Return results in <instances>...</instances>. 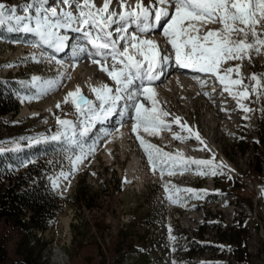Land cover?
<instances>
[{
  "label": "rangeland",
  "instance_id": "obj_1",
  "mask_svg": "<svg viewBox=\"0 0 264 264\" xmlns=\"http://www.w3.org/2000/svg\"><path fill=\"white\" fill-rule=\"evenodd\" d=\"M0 2L18 6V11L25 7V0ZM53 2L49 0L50 4ZM147 2L149 0H145ZM115 3L119 4V0H114ZM19 14L23 15V12L19 11ZM11 26H0V81L5 94H12L13 100L19 101L20 110L15 115L13 112L0 117V163H4L13 175L26 169L29 162L41 165L43 172L49 171L47 178L50 185L56 187L53 189L59 205L56 220L42 235L31 227L16 228L0 217V243L6 245L12 262L22 261L24 254L32 249L34 258L43 253V264H264V82L256 92H251L255 82L249 79L252 74L264 77V50L260 55L253 54L250 61L232 62L243 65L242 74L250 88V99L248 102L242 99L239 103H250L249 112H244L237 100L230 98L225 100V108H222L220 97L212 90L213 81L207 77L203 79L206 81L203 88L209 91L208 96L192 95L189 103L178 100V94L170 91L165 93V98L160 94L157 96L160 106L181 115L182 122L198 131L207 148L213 149L204 150V145L194 135L188 138L191 134L173 124L174 131L180 129L179 133H183L185 139L200 146V154L193 153L190 157L214 158V164L222 165L217 170L223 173L207 175L203 180L199 176L193 187L187 186V182H175L180 188L198 192L191 198L184 197L185 206L163 205L158 199V185L151 181L143 186L125 182L128 165L134 156L132 149L133 153L138 151L144 166L148 165L143 148L132 132L131 149L126 155L121 154L119 143H115L112 163L106 161L102 146L88 156L82 169L73 166L82 150L86 152L95 142L98 145L105 141L103 128L106 127H99L93 135V129H90L80 143L83 122L80 112L71 104V98L53 113L49 109L52 99L37 98L34 77L41 75L44 81L58 80L61 73L56 71L58 67L49 69L51 63L44 59L24 61L21 56L11 57L18 51L19 43L36 40L19 25L12 23ZM118 26L120 24L113 25L110 30ZM129 32L133 30L129 28ZM79 42V38H73L70 56L75 54L74 48ZM24 52L26 56L31 54L28 49ZM167 67L169 77L177 73L174 62ZM68 89L64 90L65 95ZM144 102L150 106V102ZM26 108L31 112L23 114ZM218 108L224 114L216 115ZM133 115L131 102L125 100L110 128L115 131L118 126L131 125ZM58 118L74 122L75 140H70L72 135H66V126L60 125ZM227 119L232 124H223ZM162 134L165 135V131ZM57 135L60 140L51 139ZM142 135L169 151L163 147L164 139L167 141L163 135ZM33 141L38 143L25 151L12 150L13 146H25ZM169 142L170 149L178 148L174 142ZM177 151L169 152L175 154ZM226 162L233 165L234 171L228 169ZM191 167L198 169L195 165ZM61 181L66 185L61 187ZM33 182H37L35 175L30 179V184ZM128 217L133 223H126ZM64 218H70L69 229ZM168 229H174L170 236ZM196 243L203 250L192 253L190 248ZM214 248L220 250L214 251Z\"/></svg>",
  "mask_w": 264,
  "mask_h": 264
},
{
  "label": "snow or ice",
  "instance_id": "obj_2",
  "mask_svg": "<svg viewBox=\"0 0 264 264\" xmlns=\"http://www.w3.org/2000/svg\"><path fill=\"white\" fill-rule=\"evenodd\" d=\"M113 3L114 0H102L101 4L95 0H55L53 4L49 0H25V7L19 10L23 15H20L18 6L0 2V26L6 22L19 25L22 30L35 33L42 43L56 52L68 46L70 36L66 33H81L84 42L74 48V53L86 54L90 62L99 65V70L106 73L115 86L101 84L91 88L100 101L99 113L79 86L67 93L65 102L71 98L70 102L78 112L91 113L89 122L116 114L122 100L131 102L134 113L131 132L136 135L154 174L159 171L163 175L167 169V174L174 176L176 169H188L192 165L204 169L198 171L201 176L223 174L217 170L222 165L214 164V158H186L179 151L173 154L144 138L142 133L159 137L162 132L171 131L175 124L191 134L188 138L194 135L204 145V150L211 151L198 131L182 122L179 115L173 116L160 106L153 82L161 78L170 62H174L177 68L214 77L223 86V92L237 100L244 112L251 111L239 103L250 95L249 85L242 74L243 65L232 62L250 61L253 54H262L264 0H149L147 3L136 0L134 5L129 0H119L121 11L113 10ZM117 24L120 26L110 30ZM130 24H135L138 32H129ZM210 25L221 27L211 28ZM157 26H162V35L171 46L172 54H166L157 40L148 37L147 33ZM114 32L117 34L115 38ZM249 79L255 82L251 92H256L264 82V77L255 74ZM137 81L141 82L140 86L133 88ZM199 82L202 86L206 84L203 80ZM53 83L47 82L48 88ZM204 94L209 95L208 92ZM144 101L150 102V106ZM56 107L59 108L60 104ZM169 117L172 119H167ZM58 123L66 126V129L73 128L69 120L58 118ZM89 131L90 127L86 125L81 134ZM115 131L119 132L120 126ZM51 139L58 140L60 136H52ZM173 139L183 141L185 137L173 133ZM94 151L91 147L86 152L82 150L73 161V166L82 164ZM172 187L165 185V192ZM175 191L198 192L192 188H176ZM168 200L176 204L180 197L169 195ZM170 239L175 240V237Z\"/></svg>",
  "mask_w": 264,
  "mask_h": 264
},
{
  "label": "bare ground",
  "instance_id": "obj_3",
  "mask_svg": "<svg viewBox=\"0 0 264 264\" xmlns=\"http://www.w3.org/2000/svg\"><path fill=\"white\" fill-rule=\"evenodd\" d=\"M50 1L51 2L54 1L53 3H55V0H50ZM95 1H97L99 4L102 3V0H95ZM135 2H136V0H129V3H131L133 5L135 4ZM144 2H145V0H144ZM113 6H114L113 8H115V9H117V8L120 9V6L118 3H115V4L113 3ZM119 9H118V11H121V9L120 10ZM209 27L219 28L221 26L220 25H210ZM129 28L132 29L133 32H138V28L135 24H130ZM24 32L26 34L30 35L31 37L39 40V42H40L39 37L35 33L26 32V31H24ZM66 34L70 36V39L68 41V46L66 47L67 49H69L70 44L72 43L74 37H77L80 39L79 44L84 42L81 33L70 32V33H66ZM116 35L117 34L114 32V38ZM147 35L149 38L157 40L158 43L160 44L161 49H163L166 54H172L171 46L169 44H167L166 39L162 35V26H157L156 28L151 30L149 33H147ZM25 49H28V51L31 53L30 54L31 56L37 57V55H40L42 57H45L47 59V61L50 63H52L53 61L57 62L58 71L61 73V77L58 80H50V81L54 82L53 86L51 88H48V86H47V82H49V81H44L43 78L41 77V75L34 77V86H35L36 90L38 91L37 98H39V99H46V98L52 99L53 102L50 104V108H49L52 113L55 111V108H57L56 105L58 103L61 105L63 102H65V98L67 95L64 94V90L67 87H69L68 92L74 91L77 86H79L81 88L82 94L86 98L92 100L94 105H97V109H95V111L97 113L100 112V101H98L96 99L95 94L91 91V88L93 86H99L101 84H107L111 87H114L115 85H114V82L108 78L106 73L101 72L99 70V67H100L99 65H94L90 62V60L87 58L86 54H76L75 53V54H73V56H70V54H68L67 49L66 50L64 49L63 51H60V52H56L55 49L48 47L44 43L41 42V44H38V42L36 40H33V41L28 42L26 44L19 43L18 44V51L16 53L12 54L11 57L18 58L19 56L26 55L27 53L24 52ZM9 55H10V52L7 54V56H9ZM77 61H79V62L77 63ZM74 64L76 65L75 67H73ZM175 70L177 71V73L174 74L173 76L169 77L170 73L168 72V73H165L159 80L153 82V87H155L158 95L160 94V95H162V98H165V93L170 91L171 93L178 94V95H176L178 100L181 99L183 102H186V103L192 102V99H193L191 97L192 95H195V96L196 95H205L204 94L205 92L209 93V91L205 90L203 88V86L201 85V83L199 82V81H201L207 77L208 79H211L213 81L212 90L216 94V95L215 94L214 95L216 97H220V103H222L221 106H222V108H225L224 102H225V100H227L229 98V94L223 92V90H222L223 86L220 85L218 80H216L214 77H211L209 74L194 72L190 69H181V68H177L175 66ZM78 75H80L81 77H79ZM168 77H169V79H168ZM78 78H80L81 80L77 81ZM203 81H205V80H203ZM140 84H141V82L137 81L133 85V88H135V86L138 88L140 86ZM174 89H176L177 91L175 90L174 92H172V90H174ZM233 90H236V89H233ZM248 99H246V100L244 99L243 101L248 102ZM123 104H125V100H122L119 102L117 113L112 115L111 117H109L107 119H104L103 117H101V119H99V120L92 119L91 122H89V118L92 116V114L91 113H87V114L80 113V115H81L80 120L83 122L82 123V130L79 132L80 134L86 125H88L90 127V129H93L94 127H96V128L97 127L102 128V126L106 127V128H103V132L106 134V137L104 139L105 141L103 143L101 142V144H98V145L95 142L94 145L91 146V148H94L95 149L94 152H97L99 150V148L103 146L104 150H105L104 157L106 158V161L108 163H112L114 160L113 147H114L115 143H119L120 148H121V154H123V155H126V152L131 149V143H130V141L132 139V137H131V125L120 126L119 132L113 131L111 129L112 127L110 128V126H111L110 121H114V118L118 114L120 106ZM248 106L249 105H247L245 107H248ZM167 109L170 113H172L173 116H176V113L174 111H171L170 108H167ZM28 112H31V111H30V109L26 108L23 111V114H26ZM215 113H216V115L224 114L223 111H221L219 108L217 109V111ZM179 116H181V115H179ZM169 119L171 120L172 117H170ZM226 123H229L228 119L223 124H226ZM229 124H232V123H229ZM72 126H73V121H72ZM73 129L74 128H69V129L65 128V132L67 133L66 135L67 136L72 135V137H70V140H73V139L75 140V136L77 137L76 129H74V132H73ZM179 132H181L180 129H179V131L178 130L174 131V129H172L171 131H165L164 138H166L167 141L165 142V139H164L163 147H166L169 151L170 150L182 151L181 153L186 158L190 157V154H193V153L194 154H200V151H201L200 146H198V144L192 143L190 139L189 140L184 139L183 141H176L173 139V133H177V134L184 136L183 133H179ZM162 133H161V135H163ZM57 136H59V135H57ZM58 140H60V139H58ZM169 141L174 142V144L177 145L178 148L172 147V149H170V142ZM20 147H25V146L24 145L13 146L12 149L17 150ZM143 153H144V151H143ZM133 154H134V156L132 157V160L130 161V163L128 165V171H127V183H128V185L137 184V186H143L145 184V182L148 183V181H151L154 185L159 186L160 189L158 192V199L161 202V204H163V205H166V203H171L168 200V197L166 196V194H167L168 196L173 195L174 197H176V196L180 197V201L174 205L178 204V206H181V205L185 206L186 204H184V202H182L184 200V197L193 196L194 193L184 194L183 192H176L175 189L180 188V187L176 186L175 182L181 181V182H184L185 184L187 182V184H186L187 186L193 187L192 185L194 183H197V181H198L197 179L199 176L202 178V180L206 177V176L198 175V171H200V170H198L194 167H190L188 169H176L175 170L176 175H174V176H169L167 174V169L164 170L163 175H161L159 171H157L154 174L151 171V168L147 167L148 165L144 166L143 159L141 158V156L138 155V151H135ZM144 156L147 158L145 153H144ZM87 160H88V158L86 160H84V162L82 164L76 165V167L78 169H82L84 167V165L87 163ZM223 162L225 163L224 160H223ZM226 166L228 167V169H230L232 171L234 170L233 165H231L230 163L226 162ZM177 170H179V171L183 170L184 172L178 173ZM59 185L61 187H63L66 185V183L64 181L63 182L61 181V182H59ZM165 185H171L174 187L170 188L169 192H165V190H164ZM52 186L54 189H56V187L54 185H52ZM171 204H173V203H171ZM54 220H56V217L51 221L50 225L52 224V222ZM70 222H71L70 218H64V223L66 224L67 229H69L71 226ZM126 223L131 224V223H133V220H131V218L128 217ZM173 231H174V229L171 230V232L168 229L169 236L172 235ZM42 234L43 233H41V235Z\"/></svg>",
  "mask_w": 264,
  "mask_h": 264
},
{
  "label": "trees",
  "instance_id": "obj_4",
  "mask_svg": "<svg viewBox=\"0 0 264 264\" xmlns=\"http://www.w3.org/2000/svg\"><path fill=\"white\" fill-rule=\"evenodd\" d=\"M19 110V101H14L12 94H5L3 82L0 81V117L13 112L15 115ZM48 173L49 171L43 172L41 165L29 163L26 169L13 175L4 163H0V217L7 223H12L16 228L31 227V229L44 233L55 218L59 207L56 192L47 178ZM33 175L36 176L37 182L30 184ZM4 185L5 188H3ZM192 246H195L190 248L192 253L203 250L197 243ZM213 250L219 251L220 249L214 248ZM33 254L31 249L30 252L24 254L22 261L12 262L6 245L0 243V264H34L35 262L43 264V253L41 252L35 258Z\"/></svg>",
  "mask_w": 264,
  "mask_h": 264
},
{
  "label": "built area",
  "instance_id": "obj_5",
  "mask_svg": "<svg viewBox=\"0 0 264 264\" xmlns=\"http://www.w3.org/2000/svg\"><path fill=\"white\" fill-rule=\"evenodd\" d=\"M166 196L168 197V195L166 194Z\"/></svg>",
  "mask_w": 264,
  "mask_h": 264
}]
</instances>
